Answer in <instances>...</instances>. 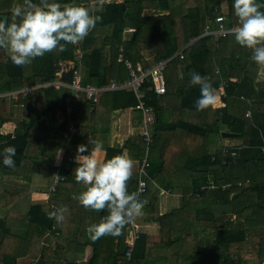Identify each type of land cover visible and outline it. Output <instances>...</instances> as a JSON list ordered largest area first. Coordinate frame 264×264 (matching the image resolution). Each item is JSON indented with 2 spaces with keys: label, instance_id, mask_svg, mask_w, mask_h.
Returning <instances> with one entry per match:
<instances>
[{
  "label": "trees",
  "instance_id": "16d2710c",
  "mask_svg": "<svg viewBox=\"0 0 264 264\" xmlns=\"http://www.w3.org/2000/svg\"><path fill=\"white\" fill-rule=\"evenodd\" d=\"M117 1L54 0L90 7L102 19L82 42L38 57L24 67L15 66L6 50L0 49V93L51 82L56 76L52 63L58 59L80 66L81 85H102L128 77L125 66L116 61L120 48L130 61L141 62L145 68L185 48L182 59L178 55L167 63L163 96L153 94L151 84L142 85L146 103L156 113V124L150 131L146 190L138 196L146 203L133 224L155 222L159 232L157 236L140 234L129 264H264V77L256 81L263 66L250 59L251 50L238 46L231 33L218 41L211 36L197 39L206 25L215 26L221 0ZM18 3L23 0H0V19L11 22ZM224 3L223 23L230 29L237 24L233 0ZM257 3L264 4V0ZM145 10L162 14L144 15ZM78 51L80 65L75 59ZM193 71L210 77L216 91L222 87L226 97L221 98V107L196 110L199 87L188 86ZM61 89L38 88L19 96L12 118L9 99L0 98V153L8 146L16 148L14 167H5L0 156V264H124L131 224L119 237L89 239L87 227L107 212L85 210L72 199L85 190L74 179L73 157L78 145L91 150V136L101 139L109 133L111 114L133 110L135 96L127 90L105 93L100 101L105 108L102 114L90 111L91 101L83 93L75 98ZM67 105L75 110L69 120L81 131L72 141L65 119ZM58 108L64 114L62 122L56 117ZM186 110L196 111V119L184 117ZM247 111L250 116L245 117ZM132 112L137 125L140 113ZM11 119L24 120L13 137L2 133L4 122ZM222 131L240 135L242 144L221 146L215 134ZM169 136L174 137L171 143ZM181 136L190 140L182 141ZM171 144L178 147V157L166 155ZM58 147L64 155L60 167L54 168L51 161ZM143 152L142 138L134 135L122 149L106 147L103 159L123 154L134 161ZM183 152L189 153L186 159ZM166 169L177 175L190 171L191 184L173 186L172 178L166 181ZM54 172L64 179L53 192L32 186L33 178L49 179ZM17 176L24 180L16 181ZM136 187L135 172L129 192H136ZM174 187L184 189L182 206L158 214L159 189ZM45 192L46 201L31 197ZM54 206L69 209L63 225L48 219ZM76 244L91 249L88 260L75 251Z\"/></svg>",
  "mask_w": 264,
  "mask_h": 264
},
{
  "label": "clouds",
  "instance_id": "9594fccd",
  "mask_svg": "<svg viewBox=\"0 0 264 264\" xmlns=\"http://www.w3.org/2000/svg\"><path fill=\"white\" fill-rule=\"evenodd\" d=\"M232 7L237 24L229 32L238 46L251 50L250 59L254 63L264 66V11L260 10L264 4L257 3V0H233ZM101 19V16L93 14L90 7L61 5L54 0H23L13 9L11 22L8 18L0 19V49L8 52L15 66L24 67L38 57L54 51L63 52L67 45L82 42ZM188 86L199 87L200 96L195 101L197 111L206 110L217 102L216 89L212 87L210 77L193 71ZM90 143V154H84L89 149L81 144L73 157L76 164L74 179L85 190L73 195L72 199L85 210L107 212L98 223L87 227L89 239L119 237L126 226L143 214L146 203L138 198L137 192H129L134 162L123 154L101 160L98 154L103 152L102 144ZM61 154L62 149L58 151L57 160ZM0 156L5 167L15 166L14 146L5 147ZM54 177L57 182L62 178L58 174ZM68 213L67 206H54L48 219L63 225Z\"/></svg>",
  "mask_w": 264,
  "mask_h": 264
},
{
  "label": "crops",
  "instance_id": "0c3cea01",
  "mask_svg": "<svg viewBox=\"0 0 264 264\" xmlns=\"http://www.w3.org/2000/svg\"><path fill=\"white\" fill-rule=\"evenodd\" d=\"M122 1L123 0H118L117 2H122ZM19 4L20 3H18V5ZM143 14L144 15H151L152 12L151 11H148V10H145L143 12ZM160 14H162V12H154V14H152V15H160ZM218 16H221L223 18L226 16V14H225V8L224 7L221 8V14L218 15ZM224 24H225V22H224ZM205 27H204V29L202 31V34L199 37H197V39L206 36V28ZM212 28L214 29L215 26H213ZM132 31L133 30H131V29L127 30V32H132ZM99 37H100V35H98V38ZM181 52H183V49L180 52L173 54L168 59L171 60L173 57H176L179 54H182ZM6 54H8V52H6ZM75 55H76L75 56L76 61L79 62V60L81 58L80 52L79 51L76 52ZM120 55H122L124 58H127V56L125 54L124 48H122V52H120V49H119V54H118V57H117V60H116L117 63H120V62H118V59H119ZM145 57L147 58L146 55H144V58ZM55 61H65L67 63H72V66L75 68L73 70V72H72V76H73V73L76 72L77 76L79 77L80 84H81L80 66L76 68L74 61L58 59V60H54L53 61V63H52L53 68H54V62ZM79 65H80V62H79ZM69 70H71V69L66 68L63 73H65V72H67ZM260 71H261V69H260ZM260 71H258V75L260 74ZM55 72H56V69H55ZM216 72H217V70H216ZM57 81H58V78L55 76V79L52 80L51 82L42 83V84H38V85H35V86H25V87L18 88L16 90L29 89L30 91H32V90H35V89H38V88L45 89L47 87H53L55 89L63 88V87H58V86H56L54 84ZM62 81L64 83L68 84V82L66 80L62 79ZM115 81H123V80H113L111 82H115ZM232 81L234 82L236 80H232ZM256 81H258V78L256 79ZM111 82L106 83V84H102V85H107V84H110ZM87 85H93V86H97V87L102 86V85H94V84H87ZM81 86L82 87H85L86 85H81ZM16 90H13V91H16ZM64 90H65V92L68 91V89L66 87H64ZM220 90H221V92H220ZM0 94H4V93L2 92ZM215 94L218 97V99H217V102L214 105L211 106L212 109L221 107V104H220L221 98L222 97H224V98L226 97V93H224L222 87H220V89H218ZM71 95H72V92H71ZM72 96H74V95H72ZM102 96L99 99V103L96 105V107L93 110H91V106H89L90 111H96V112L102 113V114L105 112V108L102 107L101 104H100V101H101ZM157 97H160V96H157ZM3 98H8V97H3ZM240 98L243 99L242 97H240ZM65 101H66V99H65ZM16 103L17 102H11L10 99H9L8 107H9V116L11 118L13 117L14 107H15V105H17ZM248 103L251 104V101L249 100ZM68 109H71L72 110V112L70 114H68V112H67ZM132 111H133L132 109H126V110H123V111H116V112H114L113 114H111V120H110V123H109V133L107 135H105L104 137H101V139H100L99 136H91L89 138V142L90 141H96V140H98L97 142H100L102 144V146H103V152H101V153L98 154V158L99 159L103 160L104 155H105V148L106 147H115V148H118V149H122L123 148V145L126 142V140H128L129 138H131L134 135H138V136L140 135L139 121H138V124L136 125L137 121L133 119V112ZM248 112L249 111H247L245 113V117H246V114ZM65 113H66V115H65V119H66V117L67 118L70 117V116L72 117V115L75 114V110L72 109V107H70V106L67 105V107L65 109ZM183 116L186 117L187 119L188 118L189 119H196L197 112L196 111H193V110H186V111H184ZM249 116H250V112H249ZM56 117L59 119V122H62L63 119H64V114H62L60 108H58V111L56 113ZM67 120H68L67 126H68V132L70 134V140L71 141L72 140H76L77 137H79V135L81 134V131H80V129L78 127H76L69 120V118ZM23 121H24L23 119H19L17 121L14 120V119L5 121L4 122V126L2 127V133L3 134H10L11 137H13V134H14L13 131H15V129H17V127L19 125H21L23 123ZM155 124H156V121H155ZM70 127L75 128L76 130L75 131H71L70 130ZM222 132H224V131H222ZM179 139H181V137ZM148 146H149L148 148H150V145H148ZM142 147H144L143 157L141 159H135L133 161L134 162L133 173H135L137 171V168L139 166L140 161H142L144 159L145 155H146L145 154L146 143L144 142V140H142ZM230 147H235V145H231ZM61 149L62 148L58 147V148H56V150L54 152V156H53V159L51 161V165L54 168H59L60 165H61V163H62V159H63V155H64V149H62V154H61L59 160H57L58 151L61 150ZM90 151L91 150H89L88 152H86L84 154L85 155H88V154H90ZM234 151L235 150H231L232 153ZM147 158H149L148 155H147ZM57 174H58L57 172H54L52 174V177H51L52 179L51 178L45 179V178H39V177L33 178L31 184L34 187H40V189L41 188L42 189H46V191H47L48 188L53 184L54 176L57 175ZM0 179H2V175L1 174H0ZM23 180H24L23 177H19V176L16 177V181H23ZM51 180H52V182H51ZM174 191H175V189H173V190H162V189H159L160 196H159V200L156 202V209H157L158 214L168 213L172 209H176V208L170 207V202H169V199H168V197H170V196L173 197V192ZM46 193L47 192H45V193H33L31 197L35 201H41V200L46 201V199L48 198V194H46ZM163 193H165V194H163ZM177 193L179 195H182V194H180V192H177ZM163 196H165V200L164 201L161 200V198ZM180 199L182 200V196L180 197ZM181 204H182V201H181ZM181 204L177 208H180L182 206ZM138 224H137L138 225V231H139L140 234L157 236V234L159 232V224L158 223H155V222H153V223H144V222H142V223H138ZM144 224L146 225V230L145 231L143 230ZM129 233H130V230L128 229V236H129ZM75 248H80L82 250V252H85V253L88 252L87 250H89V254L91 255V249L90 248H83V247H81V246H79L77 244L75 245Z\"/></svg>",
  "mask_w": 264,
  "mask_h": 264
},
{
  "label": "built area",
  "instance_id": "2783aa9c",
  "mask_svg": "<svg viewBox=\"0 0 264 264\" xmlns=\"http://www.w3.org/2000/svg\"><path fill=\"white\" fill-rule=\"evenodd\" d=\"M223 17L217 16L214 20L215 28H210V25H206V36H211L215 41H218L221 38L227 37L230 34L229 29L225 27L223 23ZM122 52V48H120ZM179 57L182 59V54H179ZM170 59L157 63L153 67L145 68L141 62L133 63L132 61L124 58L120 55L118 62L123 63L125 68L128 71V77L123 81L111 82L107 85L102 86H93L86 85L82 87L80 84L79 77L76 72L73 73L71 82L66 84L62 81V74L66 68L75 69L72 66V63H67L65 61H55L54 68L56 69V77L58 81L54 84L58 87H66L72 92L75 98H78L80 93H83L87 100L91 101V110H93L96 105L99 103V99L102 95L108 92L114 91H131L136 99V104L133 107V110H136L140 113V136L142 140L146 143L145 157L140 161L139 166L136 171L137 176V187L136 192L141 195L145 193L146 190V177H147V168L149 167V161L147 155L149 156V146L151 142V132L150 130L155 125L156 113L154 109L146 103L145 94L141 91L142 85L147 82L151 84V91L156 96H163L166 93L164 73L167 68V63ZM43 86V85H42ZM29 89L16 90L0 94V98L8 97L11 102H17L19 96H25L29 92ZM68 114L72 112L71 109H68ZM249 116V112L246 114V117ZM71 131H75V128L70 127ZM63 180L61 178L59 181ZM58 182L55 177L53 179V184L48 188L49 192H53ZM129 240L127 242V250L125 252V261L124 264H129L131 259V254L134 249V244L139 238L140 233L138 231L137 224H131L129 228Z\"/></svg>",
  "mask_w": 264,
  "mask_h": 264
},
{
  "label": "rangeland",
  "instance_id": "374dc122",
  "mask_svg": "<svg viewBox=\"0 0 264 264\" xmlns=\"http://www.w3.org/2000/svg\"><path fill=\"white\" fill-rule=\"evenodd\" d=\"M224 1L225 0H221V6H220V8H222V7H224L225 8V3H224ZM225 10H226V8H225ZM185 49V48H184ZM183 49V50H184ZM7 52V51H6ZM263 77H264V66L262 67V69H261V71H260V74L257 76V78H258V81H261L262 79H263ZM21 90H23V89H21ZM62 91H65L64 89H61ZM72 96V95H71ZM221 133H223V132H221ZM221 133H219V135H217V134H215L216 135V137L218 138V142H219V140H220V145L221 146H225V147H230L231 145H240V144H242V138H229V139H224V138H222L221 137ZM181 139H182V141H189L190 139H188L186 136H181ZM174 140V137L173 136H169L168 137V142L169 143H171L172 141ZM169 143L168 144H166V146H168L169 145ZM178 143H180L179 141H178ZM178 149V147L176 146V148L174 147V144H171L168 148H167V151H166V155H172L173 157H178V152H179V150H177ZM189 154V153H188ZM188 154H187V152H183V155H182V158H187L188 157ZM194 154H196V153H194ZM197 155V154H196ZM180 157V156H179ZM179 163H180V160H179ZM180 165V164H179ZM178 165V166H179ZM188 172H190V171H185V172H183V171H180V172H178V175H177V173H175L174 174V172H173V170L172 169H170V170H168V169H166L165 171H164V175H165V177H166V181H168L169 179H171L172 178V183H173V186H178V184H180V185H185V186H189V184H191V177H193L192 176V174L189 176V173ZM187 174V175H186ZM197 175V174H196ZM174 189H175V191L173 192V197L172 196H170V197H168V199H169V202H170V207H172V208H177L180 204H181V199H180V197L182 196V195H179L177 192H180V194H182L183 193V188H180V187H174ZM164 192V191H163ZM163 194H165V193H163ZM159 196H160V194H159ZM161 200H165V196H163L162 198H161ZM182 205V204H181ZM169 207V208H170ZM139 225V224H138ZM143 230L145 231L146 230V225L144 224V226H143ZM75 251L77 252V253H79L80 255H82V257H83V259L84 260H88L89 258H90V254H89V250H87L88 252H82V250L80 249V248H75Z\"/></svg>",
  "mask_w": 264,
  "mask_h": 264
},
{
  "label": "water",
  "instance_id": "95a60500",
  "mask_svg": "<svg viewBox=\"0 0 264 264\" xmlns=\"http://www.w3.org/2000/svg\"><path fill=\"white\" fill-rule=\"evenodd\" d=\"M72 72H73V69L65 72L62 74V79L66 80L68 83L71 82V79H72ZM221 137L224 138V139H229V138H239L240 135L238 134H235V133H221Z\"/></svg>",
  "mask_w": 264,
  "mask_h": 264
}]
</instances>
